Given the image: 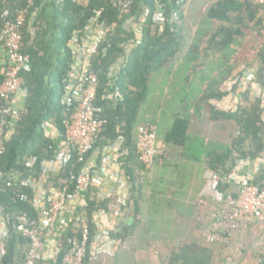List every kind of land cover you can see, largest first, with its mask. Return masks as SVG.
<instances>
[{
	"label": "trees",
	"instance_id": "trees-1",
	"mask_svg": "<svg viewBox=\"0 0 264 264\" xmlns=\"http://www.w3.org/2000/svg\"><path fill=\"white\" fill-rule=\"evenodd\" d=\"M47 1H50L49 6ZM124 1L86 0L84 3L78 0H0V32L5 9L12 16L24 8L29 12L22 26V52L31 65L30 70L21 73L28 90L24 102L26 113L8 131L9 138L0 155V213L6 230L5 251L0 264H17L24 260L29 241L18 232L17 217L25 214L35 221L39 212L34 190L22 185L20 177L28 175L30 160L35 159L32 167L38 173L42 162L55 158L53 133L64 138L62 119L66 107L62 102L63 79L68 74L72 58L70 41L73 33H83L91 16H98L110 30L102 45L104 51L93 62V69L98 76L96 103L103 108L107 122L90 153L98 151L100 157L113 142L121 138L122 148L118 152L116 166L123 170L132 187L130 191L138 188L140 172L145 170L136 149L137 127L140 125L137 123L138 114L147 99L151 76L167 67L183 47L184 9L187 1L128 0L127 13L122 11ZM49 7L56 16L63 19L57 25L58 34L53 37H50L47 22ZM157 13L160 19L154 22L153 17ZM205 17L208 23H216L211 32H205L204 35L198 33L201 38L206 36L205 53L209 50L235 52V47L245 37L246 29L263 39L252 59L257 64L253 72V83H257L261 89L257 97L253 99L250 96V84L244 91L238 92L240 84L233 82L231 92L242 97L236 108L226 110L212 102L221 101L229 95L220 87L234 70L227 66L226 75L209 81L195 104L198 112L201 105L208 104L211 121L233 122L236 129L227 146L220 152L209 154L206 161L208 169L227 174L236 171L238 165L244 162L255 167V179H259L264 176V165L260 164L264 157V19L261 8L247 0H217L207 9ZM197 43L192 44V54L199 46ZM0 45L3 46L1 40ZM55 46L58 50L53 52ZM193 56L196 60L197 56ZM3 80L0 66V85ZM236 80H241L240 75L236 76ZM2 104L0 98V106ZM45 123L52 125L45 128ZM188 127V117L175 116L171 129L165 135L164 144L184 147L189 139ZM90 153L86 154V158ZM71 168L75 173L82 169V164L76 162L75 156L59 174L47 177V183L58 185L61 179L68 177ZM6 173H10L12 179ZM216 188L224 192H235V186L222 183H218ZM134 204L135 216L138 218L141 213L138 211L139 200L135 199ZM100 208L106 209L104 203L92 198L88 192L76 216L58 237L57 253L52 256L56 262L64 254L71 229L79 224L77 216L82 214L89 224L90 239L85 260L89 264L94 252L93 238L97 232L94 213ZM137 225L135 220L121 227L120 232L113 236L123 240L127 234L134 233ZM204 243L179 245L169 254L168 264H211L213 253L208 243ZM260 254L264 259V251Z\"/></svg>",
	"mask_w": 264,
	"mask_h": 264
},
{
	"label": "built area",
	"instance_id": "built-area-1",
	"mask_svg": "<svg viewBox=\"0 0 264 264\" xmlns=\"http://www.w3.org/2000/svg\"><path fill=\"white\" fill-rule=\"evenodd\" d=\"M189 0H179L183 3ZM261 8L264 19V0H247ZM129 1L122 4V11L129 12ZM28 10H19L14 16L8 9L2 13L4 20L0 32L3 44L4 62L2 72L4 80L0 85V155L9 138L8 131L14 128L16 121L21 119L25 109L27 87L21 73L31 68L28 58L23 54L24 38L22 26L25 23ZM160 14L153 17L158 22ZM104 21L98 16H91L81 35L73 33L70 41L71 62L68 74L63 79L62 102L65 111L62 119L64 138L53 133L55 158L41 163L38 173L33 169L35 159L29 162L28 175L21 176V184L31 187L36 194V205L39 212L37 220H30L25 214L17 217L18 232L29 241L24 260L17 264H88L86 263L88 242L90 239L89 224L84 215L79 214V224L71 229V235L66 239V248L61 259L56 262L44 255L45 239L49 235L60 236L62 230L57 226L67 228L64 215L74 218L90 192L92 198L103 203L111 195L115 197V205L120 210L126 207L129 197L125 193L126 182L120 176L116 166L118 152L122 148V139L118 138L109 146L108 150L99 157V166H90L86 154H89L103 130L107 120L103 116V108L96 103V89L98 76L93 69V62L101 52L102 45L109 33ZM241 80L253 81V73L243 71ZM17 100L19 101L17 103ZM52 124L45 123L49 128ZM136 149L145 170H149L158 155L156 142V128L153 124H140L137 127ZM110 151V153H108ZM108 153V154H107ZM76 157V162L82 164L80 172L75 173L71 168L66 179H61L56 186L49 185L46 178L56 176L65 169ZM264 165V157L261 159ZM243 163L238 165L241 169ZM74 166V164L72 165ZM106 169L110 178H115V190L106 191L108 180L100 177ZM255 167H250L239 174L236 171L221 174L209 171L206 174L209 185V198H199L196 202L197 233L208 244L223 246L222 264H238V257L244 249L243 242L235 238L248 230L250 226L264 220V176L255 179ZM12 179L10 173L5 174ZM218 183L235 186V192H224L216 188ZM78 212V211H77ZM81 212V211H80ZM96 234L93 238L94 252L91 259L99 257H114L120 240L113 236L112 230L99 223L104 216V209L95 213ZM72 218V219H73ZM98 220V222H97ZM0 260L5 251V228H0ZM61 244V243H60ZM260 253L254 256L253 264H264Z\"/></svg>",
	"mask_w": 264,
	"mask_h": 264
},
{
	"label": "rangeland",
	"instance_id": "rangeland-1",
	"mask_svg": "<svg viewBox=\"0 0 264 264\" xmlns=\"http://www.w3.org/2000/svg\"><path fill=\"white\" fill-rule=\"evenodd\" d=\"M214 0H204V5H211ZM206 5V6H207ZM202 6V2L200 0H192L187 5V13L186 17L183 21V28H184V42H183V49L176 57L174 63H170L169 66L163 68L162 70L154 73L149 81L148 85V95L145 103L142 105L138 118V124L144 123H154L156 125V132H157V145L160 146L161 142L164 141L166 133L171 129L174 117H199L200 121L203 125L206 123H210L209 119V105L203 104L201 105V109L198 112L195 104L198 100V97L201 95L204 85L206 84L203 82L202 77L209 79L210 77L215 79L220 78L221 75H226L225 68L227 66L233 67V72L229 75V79L221 85V88L227 92L229 95L225 97L223 101L220 103L227 104L226 110H233L236 108L238 102H240L241 95L231 92L232 84L236 81V76L242 74L243 71H248L253 73L257 67L256 62H252L254 58V54L258 50L259 45L263 41L261 37H259L255 32L250 30H245V37L237 47H235V52H198L196 56V60H200L203 64V67L200 65H196L192 69V61L191 59H186L189 57L191 52L187 53L188 46L190 44L197 43L199 46L204 45V38L200 37V35L194 36V30L192 27V20L193 17L196 19L195 23H197V30L202 31L205 29L207 32H211L216 26V23L211 24L208 23V19L205 17L206 11H204L203 19L202 18L200 7ZM205 6V7H206ZM194 8L195 10L192 12L191 9ZM207 10V7L205 8ZM201 20V22H199ZM211 52V53H210ZM190 53V54H189ZM196 64V63H193ZM201 67V68H200ZM240 72V74H238ZM238 74V75H237ZM188 75H191L190 79L188 80ZM241 76V75H240ZM245 84L240 85L239 90L244 91L245 87L249 84L251 85V94L250 96L254 99L259 95L261 89H259V85L257 83H253V81H244ZM239 91V92H240ZM213 103H218L216 101H212ZM264 106V103H263ZM264 108V107H263ZM220 124V137L223 141L230 142L233 135L236 133L235 125L233 122L229 121H218ZM195 126V125H194ZM193 126V127H194ZM198 140V137L191 133L189 135L188 141ZM198 157L201 155L199 152L197 153ZM200 167V166H199ZM201 171L197 172L195 175L197 180H195V184H189L188 182H183L178 187L175 193V196L172 198L164 195L160 201L165 204V201L174 200L177 195L183 197L185 190H188V202L193 200L194 193L198 189L199 184L201 183ZM198 181V182H197ZM197 183V184H196ZM190 190V191H189ZM178 197V198H179ZM166 199V200H165ZM165 200V201H164ZM167 203V202H166ZM191 205V204H190ZM158 209V210H157ZM157 210V211H155ZM161 210L162 212H160ZM178 210V208L173 206H164L158 208L156 206L154 208V212L152 213V217H159L161 221L154 219L152 225L155 226L159 225V223L165 225H173L175 224L176 217H182L184 222L194 221V214L195 213H178L175 214L174 211ZM1 215V213H0ZM142 216L146 214L141 213ZM164 216V217H163ZM3 218V217H2ZM0 220L1 216H0ZM3 222V220H2ZM263 224L258 225V230L256 229L255 232L245 231L241 235L235 238L237 242L244 243V249L242 253L238 257V264H253L254 262V255L264 251V221ZM1 224V223H0ZM144 222L141 225V228L137 230L139 234H146L148 231L144 229ZM178 226L181 225V222L177 224ZM175 225V226H176ZM145 240L141 239V237H137L134 239L129 238V240L122 244L117 251V254L113 259L117 257V255L123 254L119 260L113 261V259H105L104 264H166L169 254L173 250H175L181 244H156L154 242H145ZM204 242V240H203ZM0 243H1V231H0ZM198 244H203L200 242H195ZM209 249L213 253V259L211 264H221V259L223 257V246L218 244H210ZM126 251L123 253V251ZM162 259V260H161ZM161 260V261H160ZM160 261V262H159Z\"/></svg>",
	"mask_w": 264,
	"mask_h": 264
},
{
	"label": "crops",
	"instance_id": "crops-1",
	"mask_svg": "<svg viewBox=\"0 0 264 264\" xmlns=\"http://www.w3.org/2000/svg\"><path fill=\"white\" fill-rule=\"evenodd\" d=\"M191 1L192 0H189L185 5V9H184V16L185 17H186V13H187V5ZM200 1L202 2V6L200 7L201 11H199V12H202V13H200L202 16L204 14V11H207V10H205V8L207 7V9H208L217 0H214L211 5L206 4L207 6L204 5V0H200ZM55 2L57 3V1H55ZM78 2L86 3V0H78ZM46 3L48 6L50 5V1H47ZM47 9H48L47 10V22H48V25L50 27V37H53L56 34H58L57 25L60 24L63 21V19L60 16H56L53 13V10L51 7L47 8ZM194 10H195L194 8L191 9L192 12ZM200 19L202 20L203 16ZM195 20L196 19L193 17L192 24H191L193 27V30H194V33H193L194 36H196V34H198V33L204 35V33L207 31L205 29L203 31L201 29H200V31L197 30L200 23L197 26V23H195ZM201 20L199 22H201ZM210 31H212V30H210ZM183 35H184V28H183ZM184 38H185V35H184ZM204 39L206 40V36H204ZM205 40H204V43H205L204 45L198 46V48L195 49L193 54L189 53L190 56L186 57V59H189V60L191 59V61L193 63H196V64L192 63V69L196 65H198V66L200 65L201 67H203V64L201 63L200 60L198 61V60L193 59L194 58L193 55H197L198 52H205V48H206L205 47L206 46ZM182 49H183V47H182ZM57 50H58L57 46H55L53 52H55ZM192 50H193V46H192V44H190L188 46L187 53L192 51ZM209 51H211V50H209ZM213 51L215 52V50H213ZM213 51H211V52H213ZM179 53H178V55H179ZM178 55H176V57ZM176 57H175V59H176ZM175 59L171 62V64L174 63ZM3 62H4V50H3V46L0 45V66L3 65ZM238 74H240V72ZM190 76L191 75H188V77H187L188 80L191 78ZM214 79H215V77H213V78L210 77L209 79L202 77V80L206 84V86L209 83V81H213ZM239 83H240V85H242V87H243V84H245V82H243V80H239ZM206 86L204 85L203 89H205ZM239 88H240V86H239ZM239 88L237 89L238 92L240 91ZM202 93H203V91H202ZM223 100H221V101H223ZM221 101H218V103H215V104L218 107H220V105H221V107L227 108L228 107L227 104L220 103ZM18 102L19 101L17 100V103ZM225 108H222V109H225ZM218 123H219L218 121H210V123H206L205 125H203L202 122L200 121L199 117H197V119H196V117L191 115V117H189L188 136L191 135V133H192L198 137V140H194V142L193 141H191V142L187 141L185 143L184 147H177V146L175 147V146H171V145H166L162 141L160 146L157 145L159 152H158L157 158H156L153 166L149 170H144V171L140 172L141 177H140V182L137 183L138 188L137 189L133 188V190H132L133 192L130 191V189L132 187H130L129 183L127 182V180L123 174V170H120L121 171L120 176L123 177L125 182H126V186H125L124 191L127 194V196L129 197L128 204L126 207H122L120 210H118V207L115 205V197L113 195H111L107 200H105L103 202L106 209H104V216L102 217V219H100L99 223H97V224H101L102 226L108 227L109 229L112 230V233L115 235L118 231L120 232L121 227L129 225L133 221L137 220L138 225H137V228L134 231V233L127 234L123 240L121 238H117L121 242L119 247H121L123 243H125V245H126L127 244L126 242L129 240V238L134 239V238H137L139 236L141 237V239L145 240V242H154L156 244H160V243L161 244H167V243H169V244H185V243L200 242V241L202 243L205 242V240L197 233L198 225H197V221H196V213H197L196 202L199 198H209V195H208L209 194V185H208V181H207V177H206L207 172L211 171L210 169H208V167L206 165V161L208 159L209 154L215 153V152H220L225 146H227L229 144V142L223 141L222 138L220 137L221 130H220V124H218ZM144 124H153L156 128V125L154 123H144ZM156 139H157V132H156ZM198 152L201 154L199 157L197 154ZM108 153H110V151ZM86 161H87V163H89L90 166L96 167L98 169V166H99L98 165L99 164V153H98V151H93L92 153H90V155L87 157ZM116 165H118V164L116 163L113 166L114 169H116ZM242 166L243 167L241 169L240 168L236 169V172L239 173L240 175L244 174L245 170L250 169V167H252V166H249L248 164H246L244 162H243ZM199 171H201V173H202L201 178H200L201 183L199 184L198 189L193 194L194 198L190 202L191 205L188 202L189 196L185 195V194L188 195V193H189L188 190L183 191L184 195H183V197H181V199L177 195V197H175V199L171 200L170 202L165 199L166 200V201L164 200L165 204H163L160 201V199L162 197L164 198L165 194L171 198L173 196H175V193L178 190L175 187L176 186L179 187L181 185V183H183V182H188L189 184H195V182H196L195 180H197L195 175ZM100 177L104 180H108L106 185L104 186L106 191H110V190L113 191V189L114 190L116 189L115 188L116 184L114 181L115 178H113V179L110 178V172L108 169H106V171L104 173L103 172L100 173ZM132 195H135L134 198L131 197ZM135 199L139 200V210H138L139 213L140 212L144 213V214H146L145 216H142L140 213L138 218H136V216H135L136 207L134 204ZM163 205L165 207L166 206L167 207L173 206V207L178 208V210L174 211L175 214H178V213H195L194 214L195 219H194V221H192L190 223V221L184 222L182 217L177 216L176 220L174 222L175 224H173V225H165V224L159 223V225L155 224V226H153L152 223H153L154 219L161 221L159 217H152V213L154 212V208L156 206H158V208H160V207H163ZM157 210H155V211H157ZM77 211H78V209L76 208L75 212H77ZM159 211L162 212L161 210H159ZM63 217H64L65 221L67 222V224L70 223L72 221V218H73V217H71V215H64ZM1 219H2V216H1ZM97 222H98V220H97ZM143 222L145 223L143 227H144V229H146L148 231V233L142 235V234L137 233V230L141 228V225H143ZM177 222L178 223L181 222V225L180 226L176 225ZM262 222H257V223L252 224L247 231H250L251 233L255 232L256 229L257 230L259 229L258 225H260V227H262L261 226L263 224ZM0 223H1L0 228L3 229L4 225H2V220H0ZM57 228L58 229L60 228L59 230H63L66 227L63 228L62 226L59 227V225H58ZM203 240H204V242H203ZM57 243L59 244L58 236H56V235H49L45 239L44 253L47 257L55 256V254L57 253ZM208 245H210V244H208ZM119 247H118L117 251L119 250ZM117 251H116V254H117ZM125 251H126V248L123 251V253ZM115 255H114V257H115ZM122 255L123 254L117 255V257L115 259H113L114 257L109 258V257H104V256L99 257V258L94 259V260L91 259L89 264H104V258L105 259H113V261L115 262V261L119 260ZM113 261L111 262L112 264H114ZM221 263H222V259H221ZM166 264H168V260H167Z\"/></svg>",
	"mask_w": 264,
	"mask_h": 264
}]
</instances>
